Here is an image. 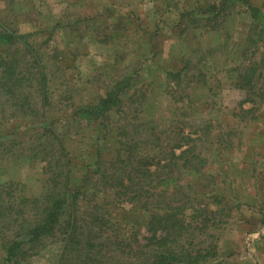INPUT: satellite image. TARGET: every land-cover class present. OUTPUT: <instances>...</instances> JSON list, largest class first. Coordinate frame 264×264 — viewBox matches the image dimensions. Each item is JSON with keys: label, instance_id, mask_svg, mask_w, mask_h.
I'll return each mask as SVG.
<instances>
[{"label": "rangeland", "instance_id": "obj_1", "mask_svg": "<svg viewBox=\"0 0 264 264\" xmlns=\"http://www.w3.org/2000/svg\"><path fill=\"white\" fill-rule=\"evenodd\" d=\"M222 1L0 0V23L26 42L0 45V231L7 209L43 191L46 161L29 148L48 146L37 136L47 123L68 140L76 186L95 161L115 158L118 126L144 123L165 149L200 138L207 169L242 204L216 231L211 264H264V99L241 104L245 91L228 74L254 35L248 4L264 9V0H230L214 18L211 6ZM10 67L21 83H7ZM180 69V78L167 74ZM127 77L118 115L71 119ZM51 247L27 264H49Z\"/></svg>", "mask_w": 264, "mask_h": 264}, {"label": "trees", "instance_id": "obj_2", "mask_svg": "<svg viewBox=\"0 0 264 264\" xmlns=\"http://www.w3.org/2000/svg\"><path fill=\"white\" fill-rule=\"evenodd\" d=\"M229 1L223 0L221 7L212 5L209 12L218 17ZM248 5L255 20L254 35L237 51L236 64L228 68L229 79L245 91L241 104L254 103V96L264 99V9ZM23 38L0 23V45L26 44ZM7 70L9 83L16 75L13 67ZM182 71L167 74L180 78ZM19 77L16 81L21 83ZM125 80L117 82L100 102L78 107L71 119L92 122L108 113L118 115L124 104L123 91L131 83L128 77ZM7 93L15 96L8 84ZM28 109L26 117L34 113ZM131 127H117V155L95 161L79 186L71 180L74 160L63 132L47 123L43 132L37 133L48 146L34 145L29 151L32 159L46 161L45 186L40 196H22L18 205L7 209L6 230L0 231V264H27L51 246L56 250L45 258L49 264L216 261V231L242 204H236L227 186H221L224 182L207 169V159L199 151L201 139L190 136L183 143L187 146L178 143L169 150L154 141L157 135L144 123ZM51 137L54 144H49ZM202 179L207 182L199 189Z\"/></svg>", "mask_w": 264, "mask_h": 264}, {"label": "crops", "instance_id": "obj_3", "mask_svg": "<svg viewBox=\"0 0 264 264\" xmlns=\"http://www.w3.org/2000/svg\"><path fill=\"white\" fill-rule=\"evenodd\" d=\"M259 234V233H258Z\"/></svg>", "mask_w": 264, "mask_h": 264}]
</instances>
